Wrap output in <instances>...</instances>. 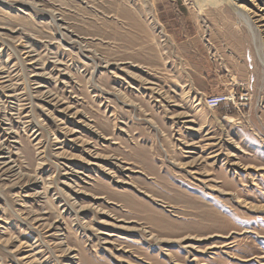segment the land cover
Returning a JSON list of instances; mask_svg holds the SVG:
<instances>
[{"label":"rangeland","instance_id":"1","mask_svg":"<svg viewBox=\"0 0 264 264\" xmlns=\"http://www.w3.org/2000/svg\"><path fill=\"white\" fill-rule=\"evenodd\" d=\"M0 264H264V0H0Z\"/></svg>","mask_w":264,"mask_h":264},{"label":"built area","instance_id":"2","mask_svg":"<svg viewBox=\"0 0 264 264\" xmlns=\"http://www.w3.org/2000/svg\"><path fill=\"white\" fill-rule=\"evenodd\" d=\"M239 99H240V101L246 100V95H243V94L240 95ZM227 100L233 101L234 100V96L230 97L229 95L228 96L220 95V96L209 97L206 100V103H207V105H209L211 107H216V106L220 105L221 103H223V102H225Z\"/></svg>","mask_w":264,"mask_h":264},{"label":"bare ground","instance_id":"3","mask_svg":"<svg viewBox=\"0 0 264 264\" xmlns=\"http://www.w3.org/2000/svg\"><path fill=\"white\" fill-rule=\"evenodd\" d=\"M219 1L220 0H195V2L198 3L199 9H202L203 3H205V2H207L209 4H216ZM222 1H225V0H222ZM237 13L239 14L240 17H242V19L245 21V23L250 27V24L248 23L249 22L248 16L243 14V7L242 6L237 7Z\"/></svg>","mask_w":264,"mask_h":264}]
</instances>
